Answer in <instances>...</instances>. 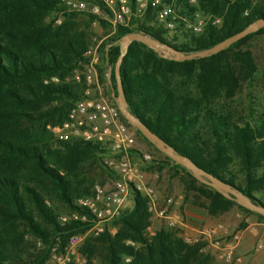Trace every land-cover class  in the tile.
<instances>
[{
	"label": "trees",
	"instance_id": "16d2710c",
	"mask_svg": "<svg viewBox=\"0 0 264 264\" xmlns=\"http://www.w3.org/2000/svg\"><path fill=\"white\" fill-rule=\"evenodd\" d=\"M181 1L186 4L187 15L199 10L221 17L222 26L210 27L202 35L191 34L180 45L179 39L168 40L166 31L152 23L153 15H148L136 30L118 28L101 50L103 68L111 72V89L117 88L115 67L122 53L120 41L126 35L143 33L189 55L213 48L264 19V0H198L196 7ZM63 5V0H0V264H45L52 242L59 240L64 248L73 235L89 226L79 221L60 225L57 208L49 202H62L75 210V200L91 195L95 186L93 180L87 184L85 170L100 162L98 145L54 141L48 130L50 124L63 122L82 98L77 85L65 83V78L84 60L91 43L88 29L77 27V13L65 12ZM61 12L65 20L56 24L58 19L51 15ZM86 15L91 24L97 21ZM97 22L108 26L104 20ZM256 35H264V28L216 55L185 62L161 58L135 41L123 58L121 75L132 114L177 153L264 206L254 195L264 190V174H252L264 161V126L229 125L212 107L221 97L233 98L241 79L253 78L256 61L253 52L243 46ZM52 77L61 81L46 84ZM178 79H194L198 98L181 91ZM55 102L59 104L51 106ZM202 111L213 138L209 150L194 137L184 138L203 118ZM233 155L240 157L245 167L243 187L225 176ZM174 165L184 169L193 184L198 183L189 170ZM197 192L209 201L212 216L223 215L237 205L205 184ZM133 200V208L117 218L115 235L106 231L82 246L87 264H93L99 247L104 250L101 264L198 263L201 246L187 244L180 232L161 229L149 240L146 233L153 215L147 198L135 191ZM29 236L45 247L38 250L37 242L29 247Z\"/></svg>",
	"mask_w": 264,
	"mask_h": 264
},
{
	"label": "built area",
	"instance_id": "2783aa9c",
	"mask_svg": "<svg viewBox=\"0 0 264 264\" xmlns=\"http://www.w3.org/2000/svg\"><path fill=\"white\" fill-rule=\"evenodd\" d=\"M66 10L72 13L90 14L104 20L117 31L118 28L136 30L148 15L169 35H202L210 28H220L222 18L195 11L187 15L186 4L181 0H63ZM190 7H196L198 0H187ZM95 24H99V22ZM100 47L90 48L84 53V65L76 67L65 83H81L95 87L97 94H87L78 100L69 110L66 119L61 123L50 124L48 130L58 142H85L99 146L100 156L105 166L116 172L117 179L110 188L96 187L94 196H84L75 200V205L86 212L82 220L89 224V231L99 238L108 231L115 235L117 229H110L107 223L118 218L133 200L135 191L147 198L149 211L153 217L166 222L168 227L177 228L178 224L170 213L175 200L169 197L160 207L153 188L145 185L146 174L136 161V137L123 119L112 94H104L99 81L100 67L103 63ZM105 77L110 76L106 71ZM58 77H52L45 83H59ZM142 162L152 161L150 155L140 157ZM90 217V219H89ZM77 219V217H76ZM89 219V220H88ZM62 223H69L71 218L60 217ZM185 228V227H184ZM183 240L190 245L206 246L211 244L220 253L226 264H243V258L236 255L244 238L243 230L232 231L226 224L219 223L215 228L204 229L191 236L180 232ZM82 238L73 236L68 246L62 250L59 244L50 249L46 264L80 263L83 255L80 251ZM73 259L74 261H72ZM85 260V259H84Z\"/></svg>",
	"mask_w": 264,
	"mask_h": 264
},
{
	"label": "rangeland",
	"instance_id": "374dc122",
	"mask_svg": "<svg viewBox=\"0 0 264 264\" xmlns=\"http://www.w3.org/2000/svg\"><path fill=\"white\" fill-rule=\"evenodd\" d=\"M257 2L258 0H255V3ZM63 8L65 12L72 13L66 10L64 5ZM75 15H76L75 22L77 24L78 29L81 30L88 29V31L90 32L91 43L87 50L99 46L100 47L99 52L102 55V51H101L102 45L108 42L109 40L113 39L115 36L116 31L114 30V28L111 27L110 25L103 26L100 23L91 24L89 18L90 16L86 14L77 13ZM53 17L58 19L56 21V24H61V22L65 20V17L62 12L59 15L58 14L51 15V18ZM152 23L157 25L159 24L154 18ZM258 31H256L255 33H257ZM190 36L192 35L191 34H184L179 36L169 35L167 39L171 41L173 39H179L178 44L180 45V43L184 42V40L189 39ZM243 49H249L253 52L257 65L256 73L254 74L251 80L243 81V79H241L240 89L237 91L236 95L233 98L227 99L225 97H221L220 99L216 100L213 103L212 107L217 115L224 116L226 118V121L229 125L237 124L238 126L241 127H245L249 125L252 128H262L264 126V35H256L252 37L250 40L246 42V44L243 46ZM84 61L85 58L79 64L78 67L82 68V66L84 65ZM106 71L109 70H106L105 68H103V65H101L100 73H99V81L100 84L103 86L104 94H112V89L109 84L110 76L106 78L104 75ZM74 84L77 85L74 86L77 87L76 89L77 93L81 97H84L87 94L93 95L98 93V91L94 89L95 87L93 86L89 87L84 80L81 83L78 84L74 83ZM177 85H179L181 91H184L189 95H192V97L194 98H198L199 93L194 79L192 80L178 79ZM58 104L59 102H55L51 106H57ZM204 109L205 108H203V110ZM202 117L203 118H201L200 121L196 123L195 128L193 126L190 127V129L186 132L184 138L188 140L194 137L196 142L198 141L199 143L200 141V144L203 143V148H207L209 150L213 145V138L208 130V126L206 124V119L203 111H202ZM125 122L126 124H128L131 131L135 134V137L141 142V145H139V143L137 144L136 142V147L138 151L137 152L138 156H136V161L139 163L140 169L146 174V178H145L146 187L153 188L155 190L157 194L159 206L163 207L165 205L166 199L169 197L174 198V200L176 201L179 196H183V201H185V203L195 205L197 207H200L201 209H206L207 206H209V201L206 198L201 197V195L197 192V188L203 185L204 183L193 175L194 178L198 181V183L193 184L191 178L187 175L184 169L175 166L174 162L170 158H168L162 152L158 151L155 148V146H153L149 141L145 140V138L137 132V129L131 123H129L126 119ZM196 134L199 135L195 136ZM144 154L150 155L152 157V161L150 162L140 161V157L143 156ZM98 158L100 162L93 164L92 166L88 167L85 170V177L87 178V184L89 185L90 180H93L95 182V186L91 191L92 192L91 195L89 196H94L96 194V187L99 186L102 189L110 188L111 186H113L115 180L117 179L116 172L109 170L105 166V164L103 163V158L100 155L98 156ZM227 164L228 167L226 169L225 176L230 179L233 178L238 186L241 187L245 186L247 174L245 172V167L240 157H238L237 155H233L232 160ZM184 168L187 169L186 167ZM252 174L255 177H261L264 174V161H262V163L252 171ZM254 195L256 196V198L264 202V190L261 192H255ZM49 202L54 204L57 208V212L59 214L58 223L60 225L68 224V223H62L60 221V217L62 216L71 218V221H69V223L74 221H79L81 223H88L87 221L82 220L83 218L82 215H84L86 212L79 209L75 205V203L74 205L77 208L73 210L62 202H58V201L54 203L51 201ZM131 202L133 204V200H131L130 203ZM237 205L234 206L227 213L220 215L223 217L222 219H219L220 220L219 222H222L227 226L230 225L231 227L229 228L232 231L243 230L247 226L252 225L257 221L264 223V220L261 219L258 214L254 212L247 213L244 210L240 209L238 207L239 205L238 206ZM220 216H214V217L212 216V217L218 220ZM116 220L117 218H112L107 223L108 228L117 229ZM89 229L90 227L88 226V228H85L79 231L78 234L73 235L82 238L80 249L87 240L96 239V237L93 236V234L89 231ZM161 229H170L176 231L177 233L181 232V229L170 228L168 226H165V223L163 221L154 222L152 230L148 229L146 233L147 238L149 240H152L155 234ZM250 235L252 238L250 239L249 247L246 249L244 253V256L247 257V259L249 260V263H251V261H253V259L257 256L255 249L258 240L264 239V227H262L260 230H257L256 235L253 233H250ZM27 240L29 241V245H28L29 247L33 246V244L36 242H37L36 245L38 250L43 249L45 247L41 242L36 241L34 238L30 236L27 237ZM69 241L70 239L68 240L64 248L62 247V244L61 242H59V240L52 242L51 245L48 246V248L51 249V247L54 244H59L62 250L61 253L65 254L64 249L68 246ZM83 258L85 260L84 259L81 260L80 263H76L73 259H71L75 263L68 262L67 264H87L88 262L84 255ZM198 259L199 261L197 264H223V262H220L214 255L210 253L209 254L202 253L200 258ZM48 260L49 257L47 261ZM103 260H104V250L102 247H99L93 264H101ZM260 264H264V263H260Z\"/></svg>",
	"mask_w": 264,
	"mask_h": 264
},
{
	"label": "water",
	"instance_id": "95a60500",
	"mask_svg": "<svg viewBox=\"0 0 264 264\" xmlns=\"http://www.w3.org/2000/svg\"><path fill=\"white\" fill-rule=\"evenodd\" d=\"M262 28H264V19L257 20L256 22L248 26L245 30L219 43L215 47L203 52L193 53L189 55L184 54L174 49L173 47L164 45L143 33H132L126 35L120 41L122 53L115 67L117 88L116 90L112 89V98L117 104L123 117L129 123H131L147 141L155 146L158 151L165 154L174 163L186 167L197 179H199L201 182L214 189L215 191L221 193L229 200H233L239 206L264 217V206H260L257 203L253 202L244 193H242L239 189L232 186L231 184H228L215 177L214 175L206 172L205 170L199 168L190 158L177 153V151L174 150L166 141L153 133L139 118L132 114L128 109L121 75V65L123 62V58L126 55L130 45L135 41L145 44L148 48L157 52L161 58L177 62H185L199 58H209L213 55H216L224 51L234 43L244 39L245 37L255 33Z\"/></svg>",
	"mask_w": 264,
	"mask_h": 264
},
{
	"label": "crops",
	"instance_id": "0c3cea01",
	"mask_svg": "<svg viewBox=\"0 0 264 264\" xmlns=\"http://www.w3.org/2000/svg\"><path fill=\"white\" fill-rule=\"evenodd\" d=\"M137 144L141 145L140 140L136 138ZM131 204V205H130ZM134 206V200L133 204L132 202L127 204L126 209H132ZM209 206H207L206 209H201L200 207H197L195 205L187 204L185 201H183V196H179L178 199L175 201V204L173 207L170 208V213L172 217L177 222V228L181 229V232L187 235L194 236L197 234L198 231L204 230V229H212L215 228L222 219L223 216H220L218 220L212 217V215L209 213ZM164 222L165 226H168L166 222L162 219H159L157 217L152 218V224L149 230H152L153 223L154 222ZM185 227V228H184ZM228 227H231L230 225ZM262 227H264V223L262 222H255L252 225L247 226L245 229H243V235L244 238L242 240V243L240 247L236 250V255L243 258V264H260L264 263V239H259L255 252L257 256L249 263V260L247 257L244 256V253L246 249L249 247L250 239L252 238L250 233L257 234V230H260ZM201 246V245H199ZM201 253L206 254H212L214 255L220 262H223V264H226L224 260L221 258L220 253L211 245L207 244L206 246H201Z\"/></svg>",
	"mask_w": 264,
	"mask_h": 264
}]
</instances>
